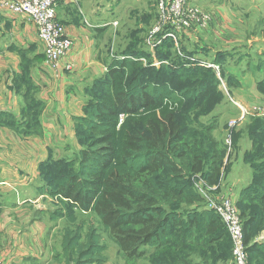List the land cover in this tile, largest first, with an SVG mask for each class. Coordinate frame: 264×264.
I'll return each instance as SVG.
<instances>
[{
	"label": "trees",
	"instance_id": "obj_1",
	"mask_svg": "<svg viewBox=\"0 0 264 264\" xmlns=\"http://www.w3.org/2000/svg\"><path fill=\"white\" fill-rule=\"evenodd\" d=\"M173 46L166 38L154 48L156 55L167 53L173 62L158 68L150 66L151 57L140 54L113 60L105 75L85 91L84 116L73 118L81 149L71 158H49L39 165L38 191L59 203L51 218L67 221L61 248L73 264L101 249L98 227L109 234L126 260L142 259L146 247L154 248L151 264H191L188 257L192 252L204 263L216 262L221 255L208 253L214 248L220 252L223 244L217 243V234L210 235L217 222L222 225L219 218L205 210L204 218L196 222L187 215V207L204 204L196 189L197 177L208 187L219 183L225 168V145L212 137L210 127L188 118L177 119L169 108L186 100L191 104L183 112L198 114L202 112L198 104L211 101L214 105L217 79L209 70L183 60L177 63ZM259 66L264 68V57ZM22 85L26 86L23 121L14 120L9 127L25 134L38 132L42 104L30 96L34 89L28 72ZM258 88L264 91V78ZM254 119L260 122L257 132L264 134V117ZM193 122H197L195 126ZM256 140L253 150L243 155L253 180L237 196L248 264H264V240L256 241L264 231V149L258 151L260 141ZM75 212L84 218L77 221ZM196 225L201 235L193 231ZM80 233L85 243H80ZM213 255L215 259H211Z\"/></svg>",
	"mask_w": 264,
	"mask_h": 264
},
{
	"label": "crops",
	"instance_id": "obj_2",
	"mask_svg": "<svg viewBox=\"0 0 264 264\" xmlns=\"http://www.w3.org/2000/svg\"><path fill=\"white\" fill-rule=\"evenodd\" d=\"M218 13L217 11L212 13L213 19L206 32L177 34L181 46L187 47L192 44L197 33L198 38L201 35L210 38L221 48L220 50L235 48L239 44L238 32L242 25L240 18L237 19L238 25H230L225 20L227 18L225 14L221 17L222 14ZM93 16V12L83 7L80 0L59 1L56 19L64 25L65 35L71 40L72 47L68 57L61 61L58 71L55 72L44 65L42 45L31 20L0 10V264H50L49 261L53 259L59 264L64 263L61 257L62 249L56 250L53 244L50 245L51 229L47 226L49 224L47 216L51 218L49 216L51 210L47 212V209L45 211L38 209L37 214L42 218L33 216L29 218L28 214L23 216L13 210L22 209L24 206L29 208L39 202L41 163L49 158H71L81 149L75 136L73 118L84 116L83 106L88 100L85 91L95 80L105 75L113 60L120 58L110 54L109 31L105 22H102V13L95 12L94 20ZM161 64L167 63L153 58L150 66L158 68ZM230 70L235 71L232 68ZM27 72L34 89L30 96L42 104L37 115L38 132L29 134L9 127L14 120L23 121L22 109L25 106L26 86L22 85V77ZM241 78H237L241 80V91H253L250 77ZM215 109L217 110V107ZM67 143L70 145L67 154L56 156L52 149L59 144ZM238 149L234 150V154L231 158L229 156L225 164L224 170H228V176L224 177L227 183L225 181L226 185H223L224 189L231 193L232 189H235L236 195L251 177V170L243 163L244 151ZM197 179L199 180L198 177ZM218 187L217 184L207 186V191L217 196ZM4 190L14 191L18 195L16 200H6L2 192ZM22 191L31 192L26 198H19ZM236 195L232 194L234 198ZM51 203L53 211L57 202L52 200ZM205 210L210 211L207 205L194 204L187 207V215L200 222L204 218L202 213ZM8 212L13 213L9 215ZM14 222L23 228L17 227L13 230L11 224ZM42 226L48 228L45 238ZM193 231L199 235L202 232L197 225ZM61 234L63 230L59 231L60 245ZM215 234L219 237L217 243L225 241L229 245L226 232L218 222L216 231L210 232L211 236ZM263 238H259V241ZM42 239L48 245L49 257L46 261L43 259L44 243L43 245L40 243ZM223 255L222 253L220 257ZM220 257L217 256L216 264L226 263L220 260Z\"/></svg>",
	"mask_w": 264,
	"mask_h": 264
},
{
	"label": "rangeland",
	"instance_id": "obj_3",
	"mask_svg": "<svg viewBox=\"0 0 264 264\" xmlns=\"http://www.w3.org/2000/svg\"><path fill=\"white\" fill-rule=\"evenodd\" d=\"M80 1L82 2L83 7L93 12L94 16L95 12H97V14L102 13V22H105L104 24L107 27L106 29L109 31L111 55L120 57L126 54H134L135 56L136 54H140L143 57H151L152 59L157 56L165 63H173L171 56L167 55V53L165 56L160 53L156 55V49L151 50L146 45V39L148 38L150 31L159 23V8L156 4V0ZM190 4L197 6L203 11L209 12L211 15L215 11H217V13H221V17L225 14L227 17L225 20L230 25H238L239 21L242 24L238 32L239 44L233 49L226 48L224 50H220L221 48H219L210 38L203 35L198 38L197 36H199V34L195 33L196 35L193 37L194 42H192V44L182 48V44L177 41V43L173 46L174 49L171 51L173 55L177 57V63H180L183 60L192 67L199 68L198 66L203 65H207L208 67L215 65L218 67V72H215L216 70L212 68L206 69L209 70L217 79L218 85L215 87L217 90V98L212 101L215 102L214 105L209 103L211 101L204 102L202 105L198 104L202 110V112L198 114L183 112L191 104L190 101L187 102L186 100L182 101L181 104H174L169 108L174 111L177 119H192L211 128L210 132L212 137L219 141L222 140V143L225 145L224 147L226 153L223 160V166L225 167L229 156L231 158L235 149L237 150L239 148L238 150H243L244 153L249 150H253L252 144L255 139H258L256 141H260L258 151L264 149V143L262 142L264 134L257 132L260 122L254 119L255 117H264L254 114V112H257L258 110L264 112V91H260L258 88V82L264 78V68L262 69L259 66L260 57H264L262 56V52L264 51V42H262L264 40V0H190ZM238 18H240L239 21L237 20ZM191 34H194V32L192 31ZM204 50L210 51V53ZM143 63L145 64V61ZM230 68L235 71L230 70ZM246 76L250 77L253 83V91H241L240 89L241 80H237V78L242 77L241 79H243ZM165 103L166 101H164L162 105H165ZM205 106L207 109L209 108L210 111L205 110ZM238 106H241L249 112L245 118L242 117L241 110ZM215 107H217V110ZM196 123L197 122H193V126H195ZM231 123L233 124L231 125ZM238 131L240 132L237 134V137H235L234 133ZM250 134L253 135L251 136ZM52 150L56 156L60 157L67 154L66 152L70 150V145L69 143L59 144ZM262 163L263 162L260 161L257 165H262ZM225 176H228V170L222 171L219 183L217 184L219 185L217 189V196H213L210 191L208 192L207 186L202 181L196 182V189L203 196L205 200L204 205H208L209 200L222 202L226 199H230L239 213L240 210L237 208L238 193L237 195L235 194V189H232V193L229 190L224 189L223 185H226ZM262 177L263 176L261 175L256 176L257 179H262ZM252 180L251 175V177L244 184L245 187L248 186ZM2 192H4L6 200H16V197L18 196L14 191L4 190ZM25 192L22 191L21 194L19 193V198H26L27 194L31 191ZM232 194L236 195V197L234 198ZM43 195L44 194L39 197L40 200L35 205H31L29 208H25L24 206L22 209H14L13 211H16L18 214H22L23 216L28 214L29 218L32 216L36 218L40 217L37 214L39 211L38 209H43L44 211L47 209V212L48 210H51L52 212L51 201L54 200L57 203L58 201L47 195ZM207 198H209V200H207ZM58 204H55L54 208H56ZM62 211L63 213L66 212V208L63 207ZM51 212H49V216H55L53 213L51 214ZM8 213L11 215L13 212ZM75 215L77 221L84 218V215H81V212H75ZM47 219L49 220V224L47 226L51 229H49L51 244L49 242L48 243L50 245L53 244L56 250H60L61 245L59 231L63 230L67 221L63 217L55 219L47 216ZM86 222H88V220H86ZM11 226L13 230L17 227H19V229L23 228V226L16 224V222L12 223ZM85 228H87V223ZM41 229L44 231L45 238V232L48 228L46 226L43 228L42 226ZM224 230L228 240L230 241V237L225 227ZM62 235L63 234H61V236ZM79 237L80 243L86 242L84 235L80 233ZM262 237H264V231H260L256 237L258 238L256 241H259V238ZM263 240L264 238L259 242H262ZM97 242L101 249L94 251L88 257L82 256L79 258V262H77V264L85 263V261H87V264H151V252L152 249L154 250L153 247L144 248L146 254L142 257V259L126 260L113 239L107 232H105L104 229L100 227H98L97 230ZM40 243L42 245L44 243L42 247L45 252L43 259L46 261L49 257L47 255L48 245L43 239L40 240ZM226 249L227 253L223 255L225 258L222 259L226 262L224 264H228L227 261L232 264V257L230 253L231 241L230 245H228L225 241L223 242L221 246L222 252L221 250L220 252H217L219 249L214 248V250L210 249L208 253L215 254L217 256V253L224 254ZM215 255H213L211 259H215ZM61 257L64 260L63 264H73L71 259L67 257V255L65 256L63 251ZM188 260L191 264H216L215 261L209 263L201 262L199 256L195 252L191 253ZM49 263L59 264L54 259L50 260Z\"/></svg>",
	"mask_w": 264,
	"mask_h": 264
},
{
	"label": "built area",
	"instance_id": "obj_4",
	"mask_svg": "<svg viewBox=\"0 0 264 264\" xmlns=\"http://www.w3.org/2000/svg\"><path fill=\"white\" fill-rule=\"evenodd\" d=\"M59 1L0 0V10L29 18L35 25L37 37L43 49L44 65L55 72L58 71L61 61L68 57L72 47L71 40L65 35L64 25L56 19ZM156 4L159 8V23L150 31L146 39V45L151 50H154L166 38L176 44L177 34L192 31L206 32L213 19L209 12L191 5L190 0H156ZM141 61L144 62L143 59ZM201 67L212 68L218 72V67L215 65ZM67 68L70 67L67 66ZM238 107L242 117L245 118L249 112L241 106ZM254 114L264 116V112L259 110ZM122 118L123 115H120V122ZM207 207L217 215L230 237L232 264H248L241 218L232 201L230 199L222 202L209 200Z\"/></svg>",
	"mask_w": 264,
	"mask_h": 264
}]
</instances>
